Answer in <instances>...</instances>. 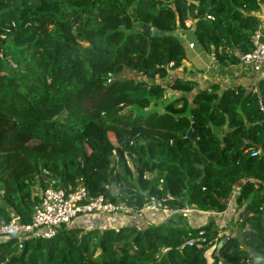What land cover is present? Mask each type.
<instances>
[{"label":"trees","instance_id":"trees-1","mask_svg":"<svg viewBox=\"0 0 264 264\" xmlns=\"http://www.w3.org/2000/svg\"><path fill=\"white\" fill-rule=\"evenodd\" d=\"M261 3L0 0V117L27 137L11 151L12 168H0V225L15 214L30 221L40 200L34 188L44 190L51 177L138 209L168 195L173 210L223 213L234 205L241 234L208 254L215 225L191 227L178 212L145 227L0 236V264H264V155L256 154L264 150V77L257 91L156 81L184 65L178 30L189 22L219 64H240L254 46ZM192 120L202 131L190 138ZM200 229L205 240L189 246Z\"/></svg>","mask_w":264,"mask_h":264},{"label":"built area","instance_id":"built-area-1","mask_svg":"<svg viewBox=\"0 0 264 264\" xmlns=\"http://www.w3.org/2000/svg\"><path fill=\"white\" fill-rule=\"evenodd\" d=\"M252 41L253 48L240 54V64L248 66L255 72H260L264 69V39L259 30L254 33ZM259 108L264 114L263 99L259 101ZM256 154L264 155V150L260 149ZM46 179L47 186L40 195V200L35 206L31 220L25 222L21 215H13L8 223L0 225V236L17 237L21 240L26 238L51 239L56 236L61 228L73 227L76 218L81 215L93 213L140 215L148 211L169 210L167 206L171 199L169 195L165 197L152 196L142 208L138 209L129 206L125 201L107 199L104 195L92 197L83 184L66 188L57 185L56 180L51 177ZM182 212L188 215L192 209L186 207L182 209ZM205 234L206 231L200 229L196 235L189 238L187 244L189 246L201 244L205 240ZM220 235L218 232L217 237ZM222 244L223 241L219 246Z\"/></svg>","mask_w":264,"mask_h":264},{"label":"crops","instance_id":"crops-1","mask_svg":"<svg viewBox=\"0 0 264 264\" xmlns=\"http://www.w3.org/2000/svg\"><path fill=\"white\" fill-rule=\"evenodd\" d=\"M257 16L261 20L259 31L264 39V0H262ZM178 31L185 48L186 59L182 67L177 68L170 73V78L182 77L194 79L199 82L200 87L202 88L213 83H219L223 89L231 85L242 84L247 87L248 90H257L260 80L264 77V69L260 72H255L248 66L242 64L228 66L219 64L216 61L214 54L205 49L198 42L194 31V24L192 22L187 23L186 28L179 29ZM192 44L193 46H191ZM177 95L179 94L177 93ZM148 110L149 109H146V111ZM231 206L223 213L203 212L194 207H190L192 212L188 215H184L187 216L191 227H198L207 224L208 220H210L216 222L215 226L217 227H215V229H217L220 234H224L222 228L226 226L231 218H234L233 220L235 222L239 215V212L236 209L237 206ZM178 212L183 213L182 210L173 209L152 212L148 211L140 215L93 213L78 216L73 226L84 227L86 229H97L100 231L109 227L120 228L125 225L145 227L146 225L166 222L169 217ZM231 213L235 214L231 215Z\"/></svg>","mask_w":264,"mask_h":264},{"label":"rangeland","instance_id":"rangeland-1","mask_svg":"<svg viewBox=\"0 0 264 264\" xmlns=\"http://www.w3.org/2000/svg\"><path fill=\"white\" fill-rule=\"evenodd\" d=\"M10 63L12 65H14L12 63V61H10ZM129 75L135 76V77L137 76L135 73L129 74ZM170 77L171 76H168L167 78H165L163 80L158 79L156 81L163 82L166 84L172 80V78H170ZM172 97H174V94L172 91L169 90L166 93V98L170 99ZM131 109L134 111V113L136 115L144 114V110L137 109V108H131ZM153 109H159V108L153 107ZM12 127H13V122L11 120H9L7 117H5V118L0 117V168L2 167L4 169V171H3L4 173L7 172L8 169L12 168V166L15 164V162L12 158L11 151L13 149H15L18 145L27 141L26 136L17 135L16 133H14L12 130ZM112 188H113L114 192L117 191V188L115 186ZM42 192H43V188L41 186H39V185L35 186L34 195L40 196ZM231 210H233V209H231ZM234 214L235 213H231V215H234ZM233 219L234 218H231V220L226 224V226H224L222 228V230L224 231V234H221L219 237L214 238L216 244H214V246H212L211 248L208 249V254H211L213 252L214 248L218 249L220 243L222 241H224L225 237H230L232 234H235L238 237H241V234L239 233L240 230L238 229V227H237V225ZM209 222L211 223L210 220H208V223ZM212 223L214 225H216V222L212 221ZM215 227H217V226H215ZM218 227H219V224H218ZM98 231L101 232L100 230H98ZM211 262H212V260L210 259V263Z\"/></svg>","mask_w":264,"mask_h":264},{"label":"water","instance_id":"water-1","mask_svg":"<svg viewBox=\"0 0 264 264\" xmlns=\"http://www.w3.org/2000/svg\"><path fill=\"white\" fill-rule=\"evenodd\" d=\"M152 35H156V34H158V32L157 31H155V30H151V32H150ZM159 34H162V32H159ZM193 121V120H192ZM194 130H199L200 132L202 131V129L201 128H198L197 127V125L194 123V121H193V123H192V127L188 130V133H187V136L188 137H190V138H192V134H193V131Z\"/></svg>","mask_w":264,"mask_h":264}]
</instances>
